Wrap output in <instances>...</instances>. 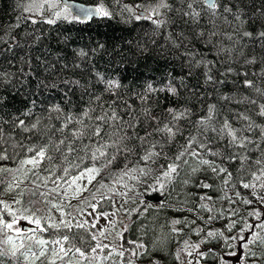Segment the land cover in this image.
Listing matches in <instances>:
<instances>
[{"label":"snow or ice","instance_id":"6c2138e0","mask_svg":"<svg viewBox=\"0 0 264 264\" xmlns=\"http://www.w3.org/2000/svg\"><path fill=\"white\" fill-rule=\"evenodd\" d=\"M176 2L179 7L175 6ZM244 5L245 0H146L136 4L124 0H96L93 8H80L76 15L67 5L61 7L60 0H27L22 5V11L28 15L17 17L16 27H20L21 19L34 25H55L61 20L83 22L81 17L118 18L123 24L150 21L154 26L153 37L159 33L168 42V47H162L160 54L183 59L181 68L187 71L179 78L168 73L166 81L159 86L150 81L145 83L142 91L133 93L141 105L134 107L129 102L133 97L125 99L130 91L128 86L121 79L97 70L93 64L90 69L93 79L88 86L75 79H64L62 88L54 82H40L45 89L60 88L65 100H69L74 88L83 87L88 92L94 84L103 85L101 93L89 94V107L78 114L64 112L58 104L45 109L49 113L47 119L61 121L59 126L44 124L45 117L35 115V99L26 101L25 109L12 115L10 120L0 117V162L12 161L15 165L0 164V176L10 177L0 179V195L11 197L10 200L0 198V264H5L4 258H9L13 264H138L145 257L150 264H160L154 251L140 237L128 240L124 233L135 223L133 214L139 217L150 208L163 207L165 201L156 205L141 201L143 208L125 209L128 223L120 221L121 230L117 229L118 222L110 219V216H116V212L99 211L98 206L104 200L112 201L116 195L126 197L124 203H128L131 199L128 192L133 189L125 178L144 185L145 192L139 193L141 196L149 192L163 195L164 190L178 180L184 185L193 183L192 177L202 171H210L219 180L222 187L218 190L223 193L219 198L226 200L230 207L213 215V197L205 193L199 196L200 203L195 207L176 209L194 213L209 226L205 230L196 225V220L189 222L187 217L171 220L172 233L180 235L184 228L176 226L184 225L200 237L198 241H193L190 236L181 241L174 253L176 260L181 264H203L212 257L216 264H264V211L261 210L264 208V102L239 92L240 88L252 90L264 100V56L258 58L245 52L250 44L264 50V0L249 12L245 11ZM203 19L211 28L197 31ZM217 21L227 24L231 32L220 31ZM177 28L180 30L176 31ZM221 37L214 41V38ZM12 39L16 37L12 36ZM40 39L41 36H35V41ZM224 40L230 44L225 45ZM150 42L153 45L158 43L155 38ZM196 43L203 44L207 51L201 52ZM104 49L103 44H98L96 48L80 49L73 55L83 60ZM136 49L141 55L147 51L146 45L139 42ZM208 52L214 59H207ZM36 59L40 60L39 57ZM257 62L262 66L260 71L249 73L247 66ZM57 63H60L59 58ZM119 63H124L123 56ZM217 65L226 67L220 70ZM69 67L64 63L61 70ZM71 67L80 68L81 65L73 62ZM201 67L203 83L212 92L201 93L199 84L188 88L187 80L195 74L193 70ZM19 71L23 74L25 70ZM9 76L0 73V84L11 83V79H3ZM230 76L239 79L229 80ZM251 77H259L260 83ZM228 83L237 88L232 95L220 92V87ZM121 89H124L123 93ZM181 89H187L188 95L183 96ZM12 91L18 93L19 89L13 85ZM104 93L112 97L110 102L103 100ZM159 93L166 94L165 101H175L172 106L160 110L166 113L164 118L160 112L154 114L160 105ZM214 93L217 101L226 102L224 108L218 107L216 102H205L200 108L203 115H198L190 106L193 99L200 102L205 95L211 97ZM93 103L98 104L99 112L91 106ZM229 104L252 107L239 111L228 108ZM5 107L7 97L0 95V111ZM52 112L57 114L54 118ZM194 115L196 119H192ZM233 121L239 126H234ZM6 124L10 125L11 132L5 131ZM17 130L29 135L18 139L13 134ZM34 132L41 133L36 140L31 135ZM56 133L61 134L60 138H56ZM178 137L183 138L184 143L170 156L166 149L174 146ZM121 157L123 161H129L130 157L136 159L130 162L131 166L124 163L118 171H113L114 166L122 162ZM230 166H235V176ZM106 172L113 177L111 185L97 180ZM182 172L184 177H181ZM148 177H152L151 183L147 181ZM94 181L96 186H93ZM116 185L128 191H118ZM89 186L94 190L89 191ZM193 186L213 188V184L203 179ZM238 187L249 190V194L242 195L236 190ZM228 189L233 190L231 195ZM86 192L87 196L84 195ZM72 200L77 201L75 206ZM237 201L248 207L246 217L238 208L232 207ZM132 203L136 201L132 200ZM53 210L58 217L53 215ZM201 211L208 213L207 218L199 215ZM101 218L106 223L98 227ZM218 218L227 219L225 230L210 227ZM23 221L35 227L25 228ZM73 229L82 232L73 233ZM234 230L236 234L232 235ZM44 233L50 235L46 237ZM212 241L221 242L219 250L214 247L202 250V245ZM182 255L186 261L181 259Z\"/></svg>","mask_w":264,"mask_h":264},{"label":"trees","instance_id":"16d2710c","mask_svg":"<svg viewBox=\"0 0 264 264\" xmlns=\"http://www.w3.org/2000/svg\"><path fill=\"white\" fill-rule=\"evenodd\" d=\"M80 2L85 5H95L96 0H72ZM27 0H0V73L10 74L9 77H4V80L11 79V83H2L0 84V95L7 97V107L0 111V117H3L6 120H10L12 115H18L21 111L25 109V102L31 99H35L37 104L34 109L35 115H42L45 117L44 124L51 123L53 125L59 126L61 121L52 119L49 121L47 119L49 113L45 109L53 106L60 105L64 112H72L78 114L82 109L89 107V94L95 92L97 94L102 92V84H94L90 86L88 92H85L84 88H74L73 92L69 95V100L63 98V92L60 88L63 87L62 81L64 79H75L80 80L81 85L88 86L89 81L93 79L90 69L92 65H95L97 70L105 72L106 75L115 76L116 78L121 79L122 83L127 85L129 88L128 95L125 96V99L133 97V93L143 90V86L147 82H153L155 85L159 86L162 82L166 81L168 78V73H172L174 76L179 78L183 75L187 69L181 68L183 59H176L172 54H160V49L167 48L168 42L157 33L153 37V25L150 21H140L132 22L129 24H123L118 18L116 19H101L94 18L90 22H67V21H58L55 25H48L44 23L32 24L27 19H21L19 21L20 27H16L17 17L27 16V13L22 11V5L26 4ZM128 4L144 3L146 0H124ZM174 2V0H170ZM260 0H245V11L249 12L256 5H259ZM20 5V6H18ZM176 7H179V3H175ZM118 11V9H117ZM231 19V17H229ZM201 27L197 29L207 31L211 28V25L207 23L206 19L201 20ZM218 28L222 32H231V28L225 24L223 21H217ZM180 29L177 28L176 31ZM187 33V30H185ZM31 33L32 35H28ZM12 36H15L16 39L13 40ZM35 36H41L39 41H35ZM65 38L67 42L65 43ZM152 38L157 39L158 43L153 45L150 41ZM216 39L221 38H214ZM131 42V43H129ZM137 42L142 45H146L147 51L141 55L137 49ZM225 45H229L230 42L224 40ZM98 44H103L105 46L104 50H101L98 55H93L90 58H85L81 60L80 58L73 55L75 51L84 49L88 51L92 48H96ZM196 47L200 49L201 52H206L207 49L201 43H196ZM254 49V50H253ZM246 54L256 55L258 58L264 56V50L259 46L249 45L245 50ZM117 53H120L118 55ZM124 57V63L120 64L119 61L121 57ZM39 57L40 60L36 58ZM58 58L60 63H57ZM207 59H214V56L211 52H208ZM115 60V64H113ZM31 61L30 64L26 63ZM79 63L80 68L71 67L72 63ZM68 63L70 65L69 69L61 70V65ZM54 65V68H49L48 66ZM233 67H238V65L233 64ZM220 70H223L226 65H217ZM262 66L257 62L256 65L247 66L249 73L259 72ZM20 69H24V73H20ZM194 75L187 80L188 88H195L199 84V91L201 93L212 92L210 87H207L203 83V76L201 75L203 68L194 69ZM260 83L259 77H251ZM239 79V77H229V80ZM44 81L45 83L51 84L56 83L60 85V88H48L45 89L40 86V82ZM22 82V83H21ZM15 85L16 89H19V92H13L12 86ZM264 86V85H262ZM121 93L124 92V89L120 90ZM237 88L234 87L232 83H228L220 87L221 93H227L232 95L233 92H236ZM239 92L245 95L253 96L264 102L259 97L256 96L252 90H247L240 88ZM183 96L188 95L187 89H181ZM165 93H159L160 105L154 110L160 112L161 118L166 116V113L161 112L160 110L165 106H172L175 103L174 99L165 101ZM112 97L104 93L103 100L105 102H110ZM134 107H140V102L136 101L134 97L129 100ZM184 103L183 100L180 101ZM218 103V107L224 108L226 102L217 101L216 94L214 93L211 97L205 95L203 101L198 102L196 99L191 101V105L195 110H197L198 115H203V111H200L201 104L203 103ZM30 106V105H29ZM97 109V112L100 111V108L97 103L91 105ZM107 107V103H105ZM228 108L238 109L239 111H244L246 108L252 106L244 105H235L229 104ZM54 118L57 114L55 112L51 113ZM229 118L232 119V114L229 113ZM23 118V117H22ZM255 118V117H254ZM30 119H34L30 118ZM192 119H196L194 115ZM257 122H261L260 118H256ZM234 126H239L235 124ZM6 132H11L12 129L10 125H4ZM18 139H21L24 136L29 134H21L19 130L13 133ZM141 134H143L141 132ZM33 140H36L41 133H32ZM187 135V131L185 132ZM61 134L56 133V138H60ZM44 140L47 137L43 138ZM43 142V140L41 141ZM25 143H30V141H25ZM184 143V139L181 137L177 138L174 146L166 149V152L171 156L177 150L180 144ZM213 159L212 157H208ZM135 157H130L129 161H123V157L120 158L122 161L114 166L113 171H118L123 167L124 163H129L131 166V161H134ZM57 164L60 163L59 160L56 161ZM191 163H195L192 161ZM8 167H15L12 161L0 162ZM230 170L235 173V166H230ZM44 173H42L43 175ZM185 173H181V177H184ZM10 177L0 176V179L7 180ZM113 177L107 172L102 173L101 176L97 177V180H102L104 183L111 185ZM205 180L208 183L213 184L211 189H202L194 187L193 184L199 180ZM147 181L151 183L152 177H148ZM193 183L189 185H184L180 180L174 184L169 185L165 190L163 195H160L159 192H149L145 195H139V193L145 192V187L143 184H135L134 181H129L125 178L132 191L128 192V197L131 199L128 203H124L126 197L116 195L112 197V201L104 200L98 206L99 211L103 212H116V216H119L124 219L126 224L128 223V218L125 214V209H131L135 207L143 208L141 201L150 203L153 205L159 204L161 200L165 201V204L161 208H150L141 216L136 214L132 215V220L135 221L129 229L128 232L124 233V236L128 240H135L140 237L143 242L148 245L151 251H154L155 256L160 260V264H180V261H177L174 253L181 246V241L191 237L193 241H198L200 237L192 234L189 228H185L184 225H179L176 227L184 228L183 233L176 235L172 233L171 229L173 225L171 220L173 219H183L187 217L188 221L196 220V225L204 227L205 230L209 226L204 225L202 220L196 218L194 213L188 211H176L178 208H191L195 207L200 203L199 196L207 194L213 197L214 211L213 215H217L221 209H228L230 206L226 200H222L219 197L223 195L219 191V180L213 176L210 171H202L196 173L192 177ZM93 186H96V181L93 182ZM93 186H89V191L94 190ZM118 191H128L116 186ZM236 190L241 191L242 195H248L249 190L237 188ZM0 191H2V186H0ZM107 191V190H103ZM231 189H228L229 195L232 194ZM85 196L88 193H84ZM108 195H111L108 193ZM0 198L10 200L9 195H0ZM27 199V197H26ZM235 199V197H234ZM132 200H135L136 203H132ZM186 203H181L185 202ZM75 206L77 201H74ZM240 210L242 216L246 217V212L248 207L242 205L237 201L235 205ZM253 207H259V205H253ZM119 209V211H117ZM71 210V209H69ZM264 211V208L261 209ZM55 211V210H53ZM90 211V209H89ZM199 215L207 218L208 213L206 211L199 212ZM227 215V213H226ZM251 219V218H249ZM227 219L218 218L214 220L210 227L225 230L224 226L227 223ZM255 223V221H252ZM196 225H193L195 227ZM118 229V228H117ZM82 232V230L73 229V233ZM73 233H67L72 235ZM228 234V233H226ZM232 235L236 234L234 230ZM46 237L49 236V233H44ZM247 236V233H245ZM119 242V241H118ZM220 243L217 241H212L209 244L202 245V250L209 247H214L217 250L220 248ZM130 247V245H129ZM259 251V249H256ZM5 264H13L9 258H4ZM110 264V262H109ZM138 264H150V260L145 257L141 259ZM203 264H216L214 258H207Z\"/></svg>","mask_w":264,"mask_h":264},{"label":"water","instance_id":"95a60500","mask_svg":"<svg viewBox=\"0 0 264 264\" xmlns=\"http://www.w3.org/2000/svg\"><path fill=\"white\" fill-rule=\"evenodd\" d=\"M61 2V7H63L64 5H67L69 10L73 13V15L77 14V10L80 8H85V9H90L93 8L95 5H85L82 4L80 2H76V1H72V0H60ZM98 18V17H95ZM94 19V18H92ZM92 19H89L87 17H81V20L83 22H90Z\"/></svg>","mask_w":264,"mask_h":264},{"label":"rangeland","instance_id":"374dc122","mask_svg":"<svg viewBox=\"0 0 264 264\" xmlns=\"http://www.w3.org/2000/svg\"><path fill=\"white\" fill-rule=\"evenodd\" d=\"M116 186H118V185H116ZM75 200H72L71 201V203L74 205L75 204V202H74ZM53 215H55V216H59V214L58 213H56L55 211H53ZM110 219H114V220H116L118 223H117V228H118V230H121V228H122V226H121V224L119 223L120 221H122L124 224H126V222L124 221V219L123 218H121V217H119V216H115V217H111L110 216ZM22 223V226L23 227H25V228H32V227H35L34 225H30V224H28L27 223V221H23V222H21ZM106 223V221L104 220V219H100V222H99V224H98V227H102L104 224ZM105 242H107V241H105ZM118 242V241H117ZM181 259L182 260H185L186 261V257H184L183 255H182V257H181ZM180 264H181V262H180Z\"/></svg>","mask_w":264,"mask_h":264}]
</instances>
